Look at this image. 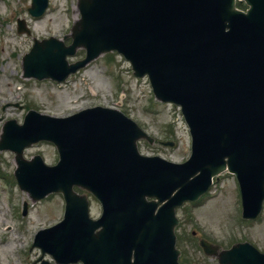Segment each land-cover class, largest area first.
Segmentation results:
<instances>
[{
    "label": "water",
    "instance_id": "95a60500",
    "mask_svg": "<svg viewBox=\"0 0 264 264\" xmlns=\"http://www.w3.org/2000/svg\"><path fill=\"white\" fill-rule=\"evenodd\" d=\"M78 0L80 18L69 45L54 37L34 40L24 54V76L63 80L102 52L116 50L136 76L147 74L155 96L181 106L191 133V154L182 163L141 155L136 140L147 136L114 108L94 106L64 117L28 110L21 124L7 120L0 149H11L20 188L33 199L61 191L63 219L39 230L34 245L57 263L178 264L175 207L195 200L211 177L234 172L243 215L255 217L264 198V0ZM47 0H31L38 16ZM18 19V31L29 30ZM84 47L85 57L66 55ZM52 141L55 165L22 150ZM172 145V142H162ZM101 203L98 219L88 215L84 194ZM151 198V199H147ZM210 253L206 242L200 241ZM221 264H264L249 243L220 253ZM40 264H54L42 260Z\"/></svg>",
    "mask_w": 264,
    "mask_h": 264
},
{
    "label": "rangeland",
    "instance_id": "374dc122",
    "mask_svg": "<svg viewBox=\"0 0 264 264\" xmlns=\"http://www.w3.org/2000/svg\"><path fill=\"white\" fill-rule=\"evenodd\" d=\"M29 4L30 0H0V131L9 118L20 122L27 108L63 116L94 105L116 107L155 139L152 143L139 140L140 153L159 155L173 162L188 157L190 137L179 108L157 100L147 78L135 77L129 63L116 52L100 54L63 82L23 77L22 56L33 38L53 36L67 44L71 41V27L79 18L77 0H48L39 17L28 14ZM17 18L25 19L30 34L17 32ZM83 55L84 49L78 48L67 60L73 62ZM159 139L175 143L165 146ZM35 153L48 164L57 160L56 149L50 142L35 143L23 152L26 158ZM13 156L11 151L0 150V264H37L40 249L31 246L33 235L62 217L64 202L59 193L33 202L15 182ZM87 197L91 217L98 216V201ZM24 202L27 209L22 214ZM177 216L176 234L183 242L178 246L179 258L184 256L185 264H218L198 247L196 240L200 236L223 246L246 240L264 252V203L254 220L242 219L238 187L231 173L222 172L199 202L184 204L177 209ZM193 230L196 235L188 240ZM42 258L51 260L48 254Z\"/></svg>",
    "mask_w": 264,
    "mask_h": 264
},
{
    "label": "flooded vegetation",
    "instance_id": "af4514ba",
    "mask_svg": "<svg viewBox=\"0 0 264 264\" xmlns=\"http://www.w3.org/2000/svg\"><path fill=\"white\" fill-rule=\"evenodd\" d=\"M239 4H241V3L239 2Z\"/></svg>",
    "mask_w": 264,
    "mask_h": 264
}]
</instances>
